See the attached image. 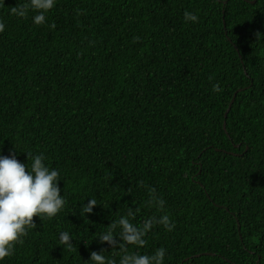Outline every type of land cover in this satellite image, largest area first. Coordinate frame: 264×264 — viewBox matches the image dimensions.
<instances>
[{"label": "trees", "instance_id": "trees-1", "mask_svg": "<svg viewBox=\"0 0 264 264\" xmlns=\"http://www.w3.org/2000/svg\"><path fill=\"white\" fill-rule=\"evenodd\" d=\"M253 1L57 0L37 25L11 12L28 0H0V152L29 166L44 154L66 201L34 216L0 264H92V251L119 264L159 248L164 264H264V0ZM149 188L175 228L154 225L142 247L101 243L130 211L137 226L162 214Z\"/></svg>", "mask_w": 264, "mask_h": 264}, {"label": "clouds", "instance_id": "clouds-1", "mask_svg": "<svg viewBox=\"0 0 264 264\" xmlns=\"http://www.w3.org/2000/svg\"><path fill=\"white\" fill-rule=\"evenodd\" d=\"M57 0H28L22 7H13L12 14L24 17L28 11L36 14L33 23L40 25L46 21V13L56 6ZM198 16L192 12L184 13L186 22L195 23ZM55 28V24L50 25ZM5 30V24L0 21V33ZM216 91H220L216 86ZM31 154L27 153L28 159ZM44 154L31 155V164H25L18 160L17 155L10 153L5 156L0 152V261L12 255L16 243H23V237L27 235V227L34 226V216L55 217L65 206V198L61 195L59 181L60 172L50 168L45 163ZM27 169V171H26ZM152 193L150 204L160 211L159 217H151L142 225L132 223L129 217L134 215L129 212L128 216H122L113 223L109 230L99 237L101 243L107 242L112 247H121L123 244L142 247L146 241L144 237L154 227L162 225L168 231L175 228V223L170 221L168 214L163 212L164 200L155 196V189L149 188ZM96 206L93 199L83 206V214L92 213ZM119 227V238L114 235ZM60 244L71 246V236L68 232L60 234ZM101 252L92 251L89 261L92 264H115V261H107ZM166 250L159 248L152 255L125 254L119 264H164Z\"/></svg>", "mask_w": 264, "mask_h": 264}, {"label": "water", "instance_id": "water-1", "mask_svg": "<svg viewBox=\"0 0 264 264\" xmlns=\"http://www.w3.org/2000/svg\"><path fill=\"white\" fill-rule=\"evenodd\" d=\"M256 2H257V0H256V1H253L252 3H256ZM233 103H234V101L232 102V104H231V106H230V108H229V110H228L226 116H227L228 113L231 111V108H232ZM225 128H226V124H225Z\"/></svg>", "mask_w": 264, "mask_h": 264}]
</instances>
